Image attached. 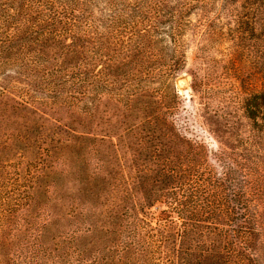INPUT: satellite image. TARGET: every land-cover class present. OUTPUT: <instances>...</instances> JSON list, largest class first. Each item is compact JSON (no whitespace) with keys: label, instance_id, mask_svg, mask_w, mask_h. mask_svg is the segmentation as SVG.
Listing matches in <instances>:
<instances>
[{"label":"rangeland","instance_id":"rangeland-1","mask_svg":"<svg viewBox=\"0 0 264 264\" xmlns=\"http://www.w3.org/2000/svg\"><path fill=\"white\" fill-rule=\"evenodd\" d=\"M182 1L126 0L123 12L108 11L100 40L83 44L80 57L68 58V71L77 65L89 74L85 97L69 91L54 99V93L37 92L39 79L25 74L20 59L5 70L3 78L14 88L5 102L14 106L12 115L28 121L31 129L17 128L28 145L42 139V147L50 148L52 139L66 135L85 141L79 149L84 156L74 159L72 169L54 155L47 159L48 173L40 171L35 149L25 143L1 152L0 264L32 263L25 259L34 233L30 225H43L46 218L24 221V211L54 212L52 234L80 229L85 223L80 214L68 215L72 207L103 209L125 183L140 197L150 190L165 192L173 187L163 177L170 166L185 170V195H195L189 206L214 211L206 221L230 232L227 238L216 234L221 249L229 242L244 253V264H264V11L260 2L248 6L236 0L225 7L217 0L222 12L213 11L207 20L223 26L221 37L211 42L204 27H192L201 21L195 10L184 18L190 27L180 30L176 44L168 15L141 11L161 5L178 18ZM147 18L158 21L160 34L145 31ZM97 47L101 52L95 57ZM60 52L48 51L51 64H66ZM23 91L37 100L26 109L15 103ZM35 122L45 130L35 131ZM149 205L155 217L150 229H159L160 204ZM4 211L17 213L2 221ZM169 219L181 224L175 214ZM232 229L244 231L245 241Z\"/></svg>","mask_w":264,"mask_h":264},{"label":"trees","instance_id":"trees-1","mask_svg":"<svg viewBox=\"0 0 264 264\" xmlns=\"http://www.w3.org/2000/svg\"><path fill=\"white\" fill-rule=\"evenodd\" d=\"M125 1L0 0V129H9L5 130L0 139V154L11 145L25 143L28 149H35L33 159L41 165L40 171L43 173L51 171L52 167L47 164V159L54 155L60 157L63 165L69 163L66 165L67 169L73 168L71 164L74 159L76 162L81 160L84 155L79 153V149H83V145L80 144L85 140L76 136L55 137L51 140L50 148L42 147V139L37 140L33 146L26 143L29 140L21 135L17 128L24 131L31 128L26 119L21 117L23 120L21 122V118L12 115L15 111L14 106H10L5 99L11 98L14 88L10 86L8 79L3 77L6 76L5 70L18 66L16 59H20L22 61L20 66L25 69V74L39 79L36 83L39 85L37 92L42 94L49 92L52 95L54 93V99L69 91L76 96H87L91 85L89 74L79 70L77 65L73 71H68V65H71L68 58L83 55L84 52L81 51L84 48L83 44L99 41L102 37L99 28L105 24L107 12L113 13V16L123 12L127 8L124 5ZM235 1L224 0L222 3L227 7ZM217 2L183 0L176 8L178 18L161 5L143 7L146 11L143 10L141 13L144 15L143 12L156 11L154 14L158 17L168 15L171 19L169 23L173 24L169 36L177 44V34H181L182 28L190 27L184 22L186 15L195 10L200 11L199 26L192 27L195 29L204 27L207 37L214 42L216 37H221L223 26L219 28L218 23L214 21L217 19L208 23L207 15L213 11L220 15L223 6L218 9ZM244 2L248 6H256L260 2L264 11V0ZM228 14L233 15V11ZM147 22L150 23V27L145 31L151 30L150 33L160 34L158 21L147 18ZM60 50L66 64L62 63L61 66L51 64L52 59L48 51ZM100 52L101 48L97 47L93 55L96 57ZM98 60L102 61L103 56ZM34 98L28 91H23L19 97L20 101L15 103L21 108L33 106L37 101ZM6 110L9 113L3 115ZM252 116H255V113H252ZM33 129L37 132L45 130L36 122ZM53 133L54 136H59L58 133ZM184 172L183 168L177 171L174 166H170L164 172L163 177L173 184V187L165 189V192H162L164 189L156 192L150 190L148 194L144 193L140 197L131 189V184L125 183L116 196L102 204L103 209L97 210L92 204L79 212L72 207L68 215L80 214L85 223L80 229L52 234V230L56 228L53 221L54 212L24 211V221L46 218L43 225H30L29 232L34 233L25 259L32 262L31 264H244L246 261L244 253L232 248L229 242H226L222 249L217 244L215 236L219 231L225 234L226 238L230 232L220 230L214 223L206 221L214 211L208 213L197 206H189L188 201L195 199V195H185ZM154 203L160 204L156 207L160 215L159 229H150L149 225L150 219L155 218L148 213V210L154 208L149 204ZM16 213L4 211L2 221H7ZM171 214L177 215L180 225L170 221ZM242 232L231 230L236 238L242 239L241 242L245 241L243 238L246 235ZM226 238L224 239L227 240ZM241 248L246 250L243 245Z\"/></svg>","mask_w":264,"mask_h":264}]
</instances>
